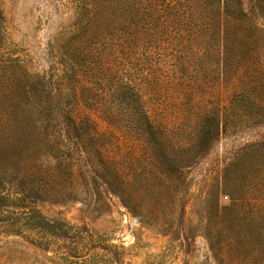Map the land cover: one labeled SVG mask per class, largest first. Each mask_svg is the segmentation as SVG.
Here are the masks:
<instances>
[{
  "label": "rangeland",
  "instance_id": "rangeland-1",
  "mask_svg": "<svg viewBox=\"0 0 264 264\" xmlns=\"http://www.w3.org/2000/svg\"><path fill=\"white\" fill-rule=\"evenodd\" d=\"M129 4L82 26V0H0V56L46 84L0 87V264H259L264 0ZM86 31L98 66L67 57ZM32 122L59 161L36 163Z\"/></svg>",
  "mask_w": 264,
  "mask_h": 264
},
{
  "label": "trees",
  "instance_id": "trees-1",
  "mask_svg": "<svg viewBox=\"0 0 264 264\" xmlns=\"http://www.w3.org/2000/svg\"><path fill=\"white\" fill-rule=\"evenodd\" d=\"M82 3V26H113V24L115 26V21L112 23L111 20L112 16L114 17V14L116 16H119L121 18V22L123 23V20L127 15L129 7L131 6L129 4V0H82ZM113 4H115V6H113ZM215 7L217 8V14H220V0H215ZM220 28L221 26H217L218 36H220ZM89 36L90 34L87 31L81 36L82 39L85 38V45L78 46L76 48L77 56H75V53L67 54L69 61L74 66H90L92 61H95L96 66H98L99 63L102 62V60L100 59L103 54V51L106 49L107 46H96L97 48H94V44L92 41L90 42ZM93 54H97L96 58L98 60H91L89 63H87V58L90 55L92 56ZM82 71L87 73V69ZM76 73L79 75V70H76ZM77 74L75 75V78H77ZM28 76V73H26V71L23 69L22 65L18 60H13L12 58H2L0 56V87L10 86L13 84L19 86L20 81H23V78ZM29 77L33 80L35 79V81H40L41 83L39 85H33L32 82H29L28 84H21V88H23L24 91H26V89L29 87V89H31L29 93L32 94V97H36L35 92H38L40 88L43 89V91H46V84L44 80L40 78V76ZM33 110H35L38 114L44 116V109L40 108L37 104H33ZM54 113V110L50 112L51 118H54ZM72 114L73 119L76 123H81V121H83V113L79 106L73 111ZM87 118H89V120H86L87 123L96 122L90 115H88ZM31 127L33 128L34 132H41V138H35L32 141L33 144L31 153L34 154V160H36V163L40 159L59 161L60 156L58 154V150L60 149V145L59 142H57V139L60 138V133L58 132V130H56V125H51L48 123L38 124L37 122H32ZM17 131H19L18 127L13 129L11 133L16 135ZM14 149L18 153L22 152L23 148L21 147L20 142L14 143ZM103 162V164L105 165L107 161L103 159ZM115 191L120 197H122V199L123 197H125V188H119ZM233 206L231 207L232 210L234 208ZM233 213L235 214V212ZM259 264H264V260H260Z\"/></svg>",
  "mask_w": 264,
  "mask_h": 264
}]
</instances>
